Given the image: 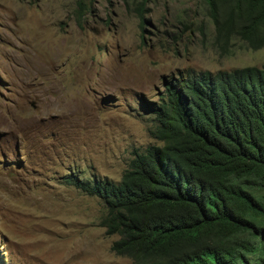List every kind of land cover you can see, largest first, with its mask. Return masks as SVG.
Instances as JSON below:
<instances>
[{
  "label": "rangeland",
  "instance_id": "obj_1",
  "mask_svg": "<svg viewBox=\"0 0 264 264\" xmlns=\"http://www.w3.org/2000/svg\"><path fill=\"white\" fill-rule=\"evenodd\" d=\"M77 1L0 0V264L130 263L65 177L118 182L164 83L264 63L214 45L204 0Z\"/></svg>",
  "mask_w": 264,
  "mask_h": 264
},
{
  "label": "trees",
  "instance_id": "obj_2",
  "mask_svg": "<svg viewBox=\"0 0 264 264\" xmlns=\"http://www.w3.org/2000/svg\"><path fill=\"white\" fill-rule=\"evenodd\" d=\"M204 2L219 50L264 48V0ZM157 97L154 143L132 151L118 182L64 183L101 200L99 225L128 264H264V63L188 70Z\"/></svg>",
  "mask_w": 264,
  "mask_h": 264
}]
</instances>
